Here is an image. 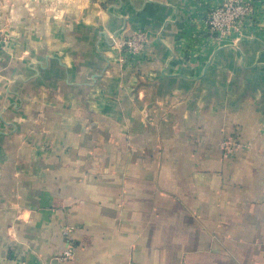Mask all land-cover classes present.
<instances>
[{
	"label": "crops",
	"instance_id": "0c3cea01",
	"mask_svg": "<svg viewBox=\"0 0 264 264\" xmlns=\"http://www.w3.org/2000/svg\"><path fill=\"white\" fill-rule=\"evenodd\" d=\"M223 1L0 0V264H264V0L216 45Z\"/></svg>",
	"mask_w": 264,
	"mask_h": 264
},
{
	"label": "built area",
	"instance_id": "2783aa9c",
	"mask_svg": "<svg viewBox=\"0 0 264 264\" xmlns=\"http://www.w3.org/2000/svg\"><path fill=\"white\" fill-rule=\"evenodd\" d=\"M258 0H224L212 9L207 15L208 37L216 45H223L234 35H243L247 27L256 23ZM9 36L0 24V53L6 48ZM150 36L146 31H135L121 44V62L126 63L129 58L141 61L148 58L150 53ZM222 150L230 155L242 147L241 142L234 136H228L221 144ZM70 228L64 229V234L69 235ZM58 257L61 261H68L74 257V248L71 243ZM50 264V263H40Z\"/></svg>",
	"mask_w": 264,
	"mask_h": 264
}]
</instances>
